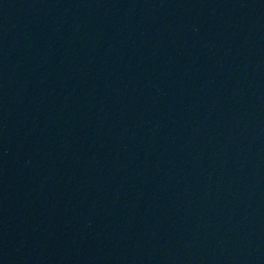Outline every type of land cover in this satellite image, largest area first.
Masks as SVG:
<instances>
[{
  "label": "water",
  "instance_id": "1",
  "mask_svg": "<svg viewBox=\"0 0 264 264\" xmlns=\"http://www.w3.org/2000/svg\"><path fill=\"white\" fill-rule=\"evenodd\" d=\"M0 264H264V0H0Z\"/></svg>",
  "mask_w": 264,
  "mask_h": 264
}]
</instances>
